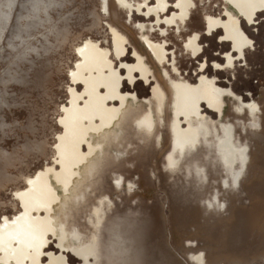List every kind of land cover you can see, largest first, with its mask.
<instances>
[{"label":"rangeland","instance_id":"rangeland-1","mask_svg":"<svg viewBox=\"0 0 264 264\" xmlns=\"http://www.w3.org/2000/svg\"><path fill=\"white\" fill-rule=\"evenodd\" d=\"M128 1L132 9L0 0V227L40 230L30 219L46 215V196L31 190L27 208L16 194L48 166L60 169L64 144L88 155L67 186L48 175L58 196L48 214L69 240L59 250L60 233L49 235L46 255L67 264H264V0H189L190 18L164 35L147 0ZM165 1L171 12L180 0ZM195 35L198 55L187 47ZM147 41L163 44L168 60ZM89 47L107 58L121 100L109 105L108 125L82 133L62 108L74 111L71 88H86L71 82ZM124 62L143 69L126 73ZM244 148L249 161L230 168Z\"/></svg>","mask_w":264,"mask_h":264},{"label":"bare ground","instance_id":"bare-ground-1","mask_svg":"<svg viewBox=\"0 0 264 264\" xmlns=\"http://www.w3.org/2000/svg\"><path fill=\"white\" fill-rule=\"evenodd\" d=\"M123 7L126 9H132V6L128 0H117ZM158 4L151 6L153 0H147V5L145 9H147L148 16H153L154 20L158 21L161 24V29L163 35L165 34V28L167 27H175L180 23H186V21L190 18V9L191 5L189 0H180L176 2V6H174L175 11H171V7L165 0H157ZM141 8V7H140ZM140 12V10H138ZM144 11H141V13ZM140 13V14H141ZM144 25V24H143ZM155 26V25H154ZM158 26V25H157ZM161 34V33H160ZM199 35L193 36L187 42V47L191 48L195 51V55L201 52V47L198 44ZM150 46V50L153 51L156 58L159 59L160 62H165L168 60V53L163 44H156L151 41H147ZM81 61L77 67L75 74L73 75V81L71 83L78 84L82 83L86 85L84 91H79L78 88H71L70 100L73 104L74 111H72L67 106L62 108V112L64 114H68V116L73 115L77 120L78 124L82 126V133L86 130L96 129V122L101 121L102 125L106 126L109 124L110 118L112 119L113 112L109 105L113 104L116 100H121V96H117L118 91L116 90V83H110L109 79L105 77V71H108L107 67V58L103 54L98 53L93 48L84 49L80 53ZM119 58L124 61H128L130 59L127 54H122ZM139 61V60H137ZM126 62L121 66V70H124L126 73L133 74L134 72L139 73L140 68L143 67L138 63L134 66L126 65ZM111 72L115 73V71L111 70ZM167 72V71H166ZM95 73H98L99 76L92 77ZM107 73V72H106ZM175 73H178L176 70ZM171 75L170 72L166 73V77ZM115 74H112L114 79ZM116 77V76H115ZM129 77H126L128 80ZM112 79V80H113ZM104 88L108 93L105 95L100 94V90ZM133 97V96H132ZM127 97H125L126 99ZM86 102V103H85ZM81 103H85L86 107H82ZM179 104V103H178ZM101 125V126H102ZM81 133V134H82ZM231 136H229L228 140L230 141ZM75 146V145H74ZM235 147V146H234ZM228 149V148H227ZM60 158H58L57 165L60 169H54L51 166H48L45 170L38 172L36 177L31 181L32 189H28L26 191H22L16 194V198H18L27 208H30L29 200L31 197H35L34 191L42 193V195L46 196V200H43L41 203V208L46 215L40 218H29L31 222L35 223L37 227H40L39 231H35V229L30 228L28 230L27 226H23L22 224L16 225L12 222H7L6 226L0 227V260L12 259L17 264H28L30 261L32 264H67L65 262V258L58 256L56 253H51L46 255L44 253V249L50 243L49 235L53 238V236L58 237L60 233V243L57 244V247L64 250L66 241L69 240V235L67 232V228L63 227L58 230L53 228L52 220L50 218V205L56 203L58 201V196L55 194V190L49 183L48 175L51 173H55L62 185L67 186L70 182L69 179L73 175H75L74 167L83 161L88 154H84L80 149L76 147H69V150H65L64 144L60 145L59 148ZM240 155L244 158L243 160L247 161V149L239 150ZM230 153L231 150H228ZM233 152V151H232ZM235 154V153H231ZM229 159V157H228ZM234 165V158L230 159V163ZM239 177V176H238ZM226 184V183H225ZM215 199V198H214ZM41 209V210H42ZM22 219H18L20 222ZM28 233L27 236H25ZM64 236L66 237L64 239ZM66 240V241H65ZM65 241V243H64ZM18 242L19 245L15 246V243ZM64 243V244H62ZM11 249V251H10ZM31 251V252H29ZM77 255H84L86 252L76 250L74 251ZM3 253V255H1ZM46 256L49 261L43 262L41 260L42 256Z\"/></svg>","mask_w":264,"mask_h":264},{"label":"crops","instance_id":"crops-1","mask_svg":"<svg viewBox=\"0 0 264 264\" xmlns=\"http://www.w3.org/2000/svg\"><path fill=\"white\" fill-rule=\"evenodd\" d=\"M225 97H229V95L226 93L225 95H224ZM204 102V101H203ZM187 106H188V108H190V109H193V108H195V105H194V102H193V99L192 98H189L188 100H187ZM189 106H191V107H189ZM248 112V111H247ZM203 125H205V124H203ZM206 126V125H205ZM206 130V129H205ZM225 150V149H224ZM238 160H237V163H236V165L234 166V165H229V164H227L226 163V159L224 158V161H225V163L228 165V166H230V168H232V169H235L238 165H240V164H246V162L242 159V156L240 155V156H238V158H237ZM249 161V160H248ZM247 161V162H248ZM235 167V168H234ZM198 170L200 171V172H204L205 171V168H198ZM238 172V171H237ZM237 172H236V175H235V178L237 179V178H239V177H237ZM236 179H234L235 181H236ZM122 263V262H121Z\"/></svg>","mask_w":264,"mask_h":264},{"label":"flooded vegetation","instance_id":"flooded-vegetation-1","mask_svg":"<svg viewBox=\"0 0 264 264\" xmlns=\"http://www.w3.org/2000/svg\"><path fill=\"white\" fill-rule=\"evenodd\" d=\"M144 120H145V119L142 120V123H143ZM143 126H144V125L142 124L139 128H141V127H143Z\"/></svg>","mask_w":264,"mask_h":264}]
</instances>
